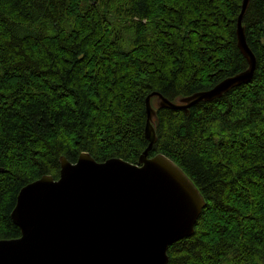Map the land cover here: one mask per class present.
Wrapping results in <instances>:
<instances>
[{
	"label": "trees",
	"instance_id": "1",
	"mask_svg": "<svg viewBox=\"0 0 264 264\" xmlns=\"http://www.w3.org/2000/svg\"><path fill=\"white\" fill-rule=\"evenodd\" d=\"M244 0H0V240L20 191L60 176V158L139 164L147 98L177 101L248 68ZM251 81L186 114L156 109L164 155L205 201L168 264H264V0L242 19Z\"/></svg>",
	"mask_w": 264,
	"mask_h": 264
},
{
	"label": "water",
	"instance_id": "2",
	"mask_svg": "<svg viewBox=\"0 0 264 264\" xmlns=\"http://www.w3.org/2000/svg\"><path fill=\"white\" fill-rule=\"evenodd\" d=\"M237 46L247 70L208 91L172 101L159 93L146 101V138L150 142L135 165L120 158L98 163L82 153L76 163L60 158V176L25 186L12 220L21 237L0 240V264H168L171 245L194 234L205 201L187 175L164 155L149 157L157 141L153 126L157 108L189 109L221 98L252 80L257 60L242 19Z\"/></svg>",
	"mask_w": 264,
	"mask_h": 264
},
{
	"label": "bare ground",
	"instance_id": "3",
	"mask_svg": "<svg viewBox=\"0 0 264 264\" xmlns=\"http://www.w3.org/2000/svg\"><path fill=\"white\" fill-rule=\"evenodd\" d=\"M155 105L157 106V99H156V101H155Z\"/></svg>",
	"mask_w": 264,
	"mask_h": 264
}]
</instances>
